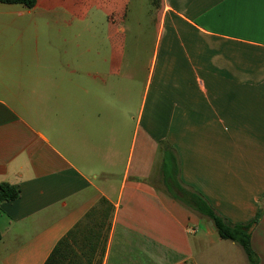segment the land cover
Segmentation results:
<instances>
[{
	"label": "crops",
	"instance_id": "crops-1",
	"mask_svg": "<svg viewBox=\"0 0 264 264\" xmlns=\"http://www.w3.org/2000/svg\"><path fill=\"white\" fill-rule=\"evenodd\" d=\"M264 210V0L0 3V264H249L161 189ZM264 264V211L251 234Z\"/></svg>",
	"mask_w": 264,
	"mask_h": 264
},
{
	"label": "trees",
	"instance_id": "trees-1",
	"mask_svg": "<svg viewBox=\"0 0 264 264\" xmlns=\"http://www.w3.org/2000/svg\"><path fill=\"white\" fill-rule=\"evenodd\" d=\"M0 3L18 4L31 9L35 7L37 0H0ZM162 174L163 184L166 187L165 191L171 198L184 205L200 218L211 222L221 239L230 240L240 245L248 258L249 264H258V257L251 247V234L264 210L247 224L233 225L219 217L200 194L191 189V192L186 190L180 179L178 158L170 147L163 150ZM19 197V189L8 183L0 184V210L3 203L15 201ZM1 238L0 231V241ZM66 246H68V238H64L59 242L45 264H81L78 258H71L70 247L65 251Z\"/></svg>",
	"mask_w": 264,
	"mask_h": 264
},
{
	"label": "rangeland",
	"instance_id": "rangeland-1",
	"mask_svg": "<svg viewBox=\"0 0 264 264\" xmlns=\"http://www.w3.org/2000/svg\"><path fill=\"white\" fill-rule=\"evenodd\" d=\"M161 185V189H163L164 191L166 190V187L163 183L160 184ZM186 190L191 192V190L189 188L186 187Z\"/></svg>",
	"mask_w": 264,
	"mask_h": 264
},
{
	"label": "water",
	"instance_id": "water-1",
	"mask_svg": "<svg viewBox=\"0 0 264 264\" xmlns=\"http://www.w3.org/2000/svg\"><path fill=\"white\" fill-rule=\"evenodd\" d=\"M210 226H212V223L210 222V224H209Z\"/></svg>",
	"mask_w": 264,
	"mask_h": 264
}]
</instances>
